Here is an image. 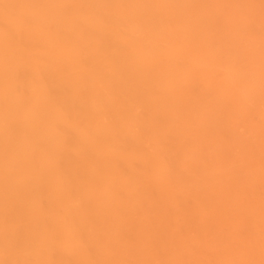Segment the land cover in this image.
Masks as SVG:
<instances>
[{"label":"bare ground","instance_id":"bare-ground-1","mask_svg":"<svg viewBox=\"0 0 264 264\" xmlns=\"http://www.w3.org/2000/svg\"><path fill=\"white\" fill-rule=\"evenodd\" d=\"M0 264H264V0H0Z\"/></svg>","mask_w":264,"mask_h":264}]
</instances>
